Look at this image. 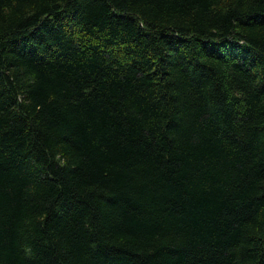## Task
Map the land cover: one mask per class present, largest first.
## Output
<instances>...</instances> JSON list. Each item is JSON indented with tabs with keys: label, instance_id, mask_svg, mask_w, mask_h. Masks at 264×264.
I'll use <instances>...</instances> for the list:
<instances>
[{
	"label": "trees",
	"instance_id": "1",
	"mask_svg": "<svg viewBox=\"0 0 264 264\" xmlns=\"http://www.w3.org/2000/svg\"><path fill=\"white\" fill-rule=\"evenodd\" d=\"M0 264H264V0H0Z\"/></svg>",
	"mask_w": 264,
	"mask_h": 264
}]
</instances>
